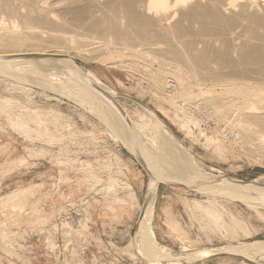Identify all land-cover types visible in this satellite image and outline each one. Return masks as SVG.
<instances>
[{"label":"rangeland","instance_id":"rangeland-1","mask_svg":"<svg viewBox=\"0 0 264 264\" xmlns=\"http://www.w3.org/2000/svg\"><path fill=\"white\" fill-rule=\"evenodd\" d=\"M76 41L66 46L68 57L111 89L108 94L132 124L139 123L142 137L154 138L153 145L146 144L155 161L174 162L167 139L160 140L165 137L161 131L168 129L194 160L196 172L264 184V164L248 154L251 149L239 151L246 149L243 143L231 147L224 136L244 119L251 101L264 108V77L234 79L222 68V81L194 84L162 64V54L137 53L139 49L103 52ZM233 41V58L238 59V41ZM156 72L167 73L166 81L159 83ZM59 73L51 88L0 71V264H264V201L159 184L135 149L100 118L95 102H83L70 77ZM209 93L228 105H240L228 106L237 111H229V118L234 114L227 118L231 123L226 117L224 122L222 117L211 118L207 104L214 96ZM162 144L171 152L159 149ZM139 146L149 163L146 145ZM149 166L158 176L179 180ZM152 206L155 244L166 248L168 256L153 254L156 251L141 245L138 237L141 220Z\"/></svg>","mask_w":264,"mask_h":264},{"label":"bare ground","instance_id":"bare-ground-1","mask_svg":"<svg viewBox=\"0 0 264 264\" xmlns=\"http://www.w3.org/2000/svg\"><path fill=\"white\" fill-rule=\"evenodd\" d=\"M4 13L8 15L5 14V16L3 15ZM82 28L84 33H80L77 36V33L80 32L78 29L81 30ZM75 32L77 33L75 34ZM73 37H76L81 45H96L95 47H99V50L102 48L103 52L104 48L106 50L109 48V50L119 51L133 49V52L139 49L137 53L140 50L142 53L145 51L152 53V55L156 53V57L162 54L163 58L162 56L158 57L162 64L170 65V68L178 72L177 75L180 73L178 75L180 79L184 78V81L188 79L194 84H200L204 81L208 82L209 80L213 82L222 81V78H224L223 69H227V74L234 79L264 77V0H0V56L19 54L68 56L71 52H65L66 46L70 42L77 40ZM233 40L238 41V45L235 44L239 49L237 53L239 54L238 59L236 57L235 59L233 58L232 50H236L230 45L235 42ZM78 41L76 42L78 43ZM219 41H221L222 46ZM205 43L206 45H204ZM96 51L98 53V50ZM71 56L66 58L8 60L0 63V71H4L9 77L18 79L20 82H33L51 88L56 83L55 81L58 83L59 76H61L59 72H62L63 75L69 76L74 87L79 89L83 102H95L94 105L96 106L93 107H96L100 118L105 121L117 136L121 137L129 148L134 149L137 139L141 142V146L144 147V144L146 145L144 151L149 156V163L160 174L185 181L190 178L207 176L194 170V160L188 158L189 153H183V147L179 146V144L177 145L175 137L168 129L161 131L162 133L164 132L165 137L161 133L164 139L162 137H160L162 139H159L164 140V143L165 139H167L166 144L168 142L169 147L168 144L166 146L168 147L167 149L171 147L175 158L174 162H171L168 158L164 159L165 162L155 161L154 153L147 145L152 144L154 138L151 136L142 137L138 126L139 123L134 122L133 119L136 131L132 130V127H129V120L126 118L128 114L125 109L123 110V107H121L124 111L123 114L113 100H110V97L103 95L92 85L106 93L112 92L111 89H107L95 74L87 71L81 64H77ZM216 64L219 65L217 66ZM145 69L148 71L147 68ZM159 72H156V79L159 83H162L165 80H163V77L167 73H164L163 76ZM66 78L68 79V77ZM171 83L173 84V82ZM156 85L160 84L157 82ZM229 99L231 101V98ZM209 101L207 105L211 111L206 110L212 114L211 118L214 117L221 120L222 117V122H224L225 117L226 119H231L237 112L234 113L231 112L233 110L227 109L228 106L229 108L238 106L237 102L235 103L236 105L231 103L235 101V98L233 101H229L235 106L228 105L226 104L228 101L215 96L213 98L210 97ZM86 102L85 104H87ZM248 107L249 111H247L249 114L246 116L247 111L245 115L243 114L246 118L242 115L244 119L238 120L239 123L236 122L237 124L233 123L237 129L234 126V128L231 127V129H234L232 132L241 134L242 139L245 140L240 141L239 144L243 143L241 145L246 146V149L239 151L244 152L243 150H247L246 153L250 151V148L247 149L250 144L249 141L255 139L264 140V108L259 102L255 101H251ZM234 110H237V108H234ZM229 111L234 113L230 118L228 116L231 114ZM231 121L233 120H228V123H231ZM130 122L132 121L130 120ZM161 124L163 125V123ZM249 135L250 137L252 135L253 138H248ZM163 146L162 144L159 149L163 148L164 152L166 149ZM233 146L235 145H231V147ZM145 148L147 149L145 150ZM171 151L166 150V152ZM250 152L248 154L253 153ZM251 157H253L252 154ZM170 168H174V170L171 171ZM152 180L155 179L152 178ZM255 181H258V179H255ZM201 187L204 192H208L207 194L232 195L244 201L255 198L264 201V184L255 183L254 181L241 183L229 178H223L212 181L211 184L202 185L200 189ZM154 212V206L146 211L140 223L138 237L141 245H145L149 250L156 251L152 252L153 254L168 256L169 252L166 248L161 246L160 248L155 244L157 239L153 225ZM217 214H215L216 217ZM200 255L198 254L196 257ZM156 263L158 262L150 264Z\"/></svg>","mask_w":264,"mask_h":264},{"label":"water","instance_id":"water-1","mask_svg":"<svg viewBox=\"0 0 264 264\" xmlns=\"http://www.w3.org/2000/svg\"><path fill=\"white\" fill-rule=\"evenodd\" d=\"M68 56H63V55H54V54H43V55H32V54H19V55H13V56H0V63L4 62V61H10V60H24V59H29V58H66ZM77 64H80L78 60H74ZM82 81V80H81ZM83 82V81H82ZM94 88H96L100 93H102L105 96H108L110 98H112L113 102L117 105L118 109L124 114V111L121 108V105L116 101V99L114 98V96L102 91L101 89L95 87V85H92ZM127 96V95H126ZM128 98H131L132 100L145 105L140 99L133 97V96H127ZM127 120L128 117H126ZM129 123V127H132V130L136 131L134 129V127L132 126V123L130 122V120L128 121ZM140 141L137 139L135 146H134V151H135V155L137 156V158L143 163V165L145 166V168L148 170V172L150 173L151 177H155L158 179L159 184L160 183H164V184H173V185H179L182 186L186 189H190V190H198V187L202 186V185H208L211 184L212 181H216V180H220L223 178H229L241 183H249L252 181H246L237 177H233L231 175H222V174H218V175H207V176H201L198 178H190L188 181H181V180H168L164 177H159L158 175H156L157 172H155L153 169L150 168L148 161L146 160V158L143 156L140 146H139ZM222 175V176H220ZM158 176V177H157ZM211 176V177H210Z\"/></svg>","mask_w":264,"mask_h":264},{"label":"built area","instance_id":"built-area-1","mask_svg":"<svg viewBox=\"0 0 264 264\" xmlns=\"http://www.w3.org/2000/svg\"><path fill=\"white\" fill-rule=\"evenodd\" d=\"M226 139L229 142L230 145H239V142H242V136L241 134L239 135L238 133L230 132L229 134L226 135ZM237 143V144H236ZM251 149L253 153V158L261 163L264 164V140L262 139H255L252 140L250 143V147L248 145L247 149Z\"/></svg>","mask_w":264,"mask_h":264}]
</instances>
